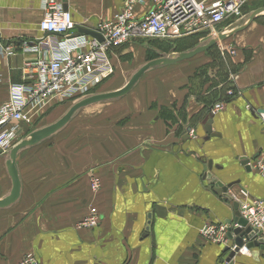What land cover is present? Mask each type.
<instances>
[{"label":"crops","instance_id":"obj_1","mask_svg":"<svg viewBox=\"0 0 264 264\" xmlns=\"http://www.w3.org/2000/svg\"><path fill=\"white\" fill-rule=\"evenodd\" d=\"M65 5L78 33L111 18L121 1L65 0ZM259 8L264 6L246 12L245 6L242 20ZM42 17L41 0H0L2 40L36 39ZM136 41L109 54L112 70ZM221 47L231 54L226 79L201 78L194 69L202 63L200 54L160 66L167 67L161 70L166 75L151 73L145 81V72L126 96L87 106L108 103L101 125H65L20 149L15 160L20 197L0 209V264H20L27 253L39 264H220L225 245L201 231L230 220L232 203L214 194L210 181L227 186L230 196L244 188L264 201V172L253 161L264 157V13ZM34 58L20 51L0 57V105L9 85L25 81L23 64ZM218 103L223 108L212 113ZM47 112L38 124L49 118ZM27 128L21 126L22 134ZM8 158L9 152L0 155V200L12 188ZM95 175L99 191L90 187ZM91 215L100 217L98 225L82 227ZM261 247L234 254L233 264H264Z\"/></svg>","mask_w":264,"mask_h":264},{"label":"built area","instance_id":"obj_2","mask_svg":"<svg viewBox=\"0 0 264 264\" xmlns=\"http://www.w3.org/2000/svg\"><path fill=\"white\" fill-rule=\"evenodd\" d=\"M119 10L109 19L100 20L93 30L101 37L74 33L77 29L65 0H41L43 17L38 24L39 37L6 43L0 34V57L8 59L18 51L34 54L24 62V82L11 84L0 105V155L7 154L21 141V126L31 125L45 110L57 103L84 96L95 84L108 78L113 70L109 54L138 39L178 40L208 32L216 36L222 26H234L242 19L248 0H120ZM233 53V52H232ZM231 95V92H228ZM223 108L215 105L212 113ZM190 135L195 132L190 130ZM249 165V164H248ZM264 172V166L260 167ZM99 185L91 181V189ZM242 197L230 196L238 203L240 217L253 232L251 241L261 238L264 230V201L252 198L240 188ZM99 217L91 215L80 225L93 228ZM219 223L204 227L202 235L225 245L228 254L248 255L251 248L243 240L240 248L229 239V228ZM235 238V236H233ZM263 239V238H262ZM20 264H39L32 253ZM220 264H233L225 257Z\"/></svg>","mask_w":264,"mask_h":264},{"label":"rangeland","instance_id":"obj_3","mask_svg":"<svg viewBox=\"0 0 264 264\" xmlns=\"http://www.w3.org/2000/svg\"><path fill=\"white\" fill-rule=\"evenodd\" d=\"M261 5H264V0H248V2L245 5L246 6L245 11L248 12L250 10V8H255V7H258ZM247 17L243 20L241 19L240 23H237L234 26H231V27L222 26V27H220L216 32L217 35L223 34L226 32H230L233 29H236L237 27H239L240 25H242L244 23V21L247 19ZM212 38H213V36H211L210 33L205 32L202 34L195 35L193 37L191 36L188 38L178 39V40H174V41H172V40H159V39H157V40H154V39H138L136 41V43L133 44V47H129V49L126 51V53H127L126 59L121 60L120 62L117 60L114 63L115 64V70H113L112 74L108 78H106L103 81L93 85L84 96L76 97L74 99L63 101V102L57 103L54 106H51L48 109V112L45 114V117L47 115H49L48 116L49 118L47 120L43 121L41 124H38L40 122V120H38V119L35 120L31 125H29V128H27V130L24 132V134H21V140L25 139L28 136V133H30L34 130H37L36 128H40V126L47 124V123H50V122H54L55 120L60 118L62 115H64L67 112V110L73 104H75L79 100H81L85 97L91 96V95L101 94V93L111 91L112 89L113 90L116 89V87H118L119 85L127 82L128 79L141 66L145 65L147 62L152 61V60L157 59V58H161V57L162 58H172L179 53L191 51V50L195 49L196 47L206 45L209 42V40ZM232 52H233V50H232ZM230 57H231V54L227 50H224L223 47H221V43H218L213 48L209 49L208 51H206L204 53H201L200 55H198V58H199L198 62H200V59H201V62L206 63V66H204L202 69L199 70L198 68L202 67L201 65H203L202 63H200L201 65L197 64L196 67H194V69H196V71H199L198 73L201 72V74H200L201 78L202 77L209 78V76L211 75V76H213V79L216 78L217 82L222 81L223 79H226V76L229 75L228 73L231 72V68H230L231 67V63H230L231 58ZM205 67H206V69H205ZM166 68L167 67H160V66L151 68L145 73L144 78L142 80L146 79L145 81H147V80L150 81V79H151L150 74L151 73H153V75H154V73L155 74H157V73L161 74L164 72V75H166L167 73H165V71H161V70H166ZM204 70H206V71H204ZM145 81H143L142 83H144ZM218 104L220 105L222 103H218ZM94 108L95 107H93V108L87 107V108H84V109L78 111L77 113H75L73 115V117L71 118V120L66 124V128H68V129L76 128L77 125L86 126L87 124L89 125V124L95 123V122H97L101 125V123H102L101 114L103 113V110H104V112H107V113L110 112V111H108L109 105L107 103V105H99L98 109H94ZM88 112H90L91 114H94L99 119L94 120V121L89 120V119L87 120L86 119L87 117L84 114H86ZM116 113H118V111H116ZM39 119H41V118H39ZM22 136H23V138H22ZM61 137L62 136H60V138ZM64 138H70V137H64ZM253 161L255 163V169L259 172L261 170L260 167L264 166V157L262 155L258 156L256 158H254ZM93 180H95V182L98 183L99 187L96 191H99L101 188V183H100L98 176L95 175ZM239 190H240V188H239ZM239 190H237L238 193H235V192L233 193L234 197L238 196V198H237L238 200L240 199V197H242L241 194H239ZM258 201H261V200H258ZM99 221H100V217H99ZM201 233H202V231H201ZM201 233H200V235H201ZM261 235H262L261 238H263L264 237V230L261 232ZM222 256H223L222 259L224 258V256L228 257V252H225V254Z\"/></svg>","mask_w":264,"mask_h":264},{"label":"water","instance_id":"obj_4","mask_svg":"<svg viewBox=\"0 0 264 264\" xmlns=\"http://www.w3.org/2000/svg\"><path fill=\"white\" fill-rule=\"evenodd\" d=\"M64 9L67 10L66 5H64ZM264 13V8H259L255 11H253L248 18L244 21V23L237 27L236 29L226 32L223 34H218L217 36L213 37L209 40V42L204 46L196 47L195 49L179 53L176 56L172 58H157L152 61L147 62L145 65L141 66L129 79V81L123 86L121 89L113 92L108 93H101V94H95L88 97H85L75 104H73L67 112L56 122L53 124H50L48 126H45L43 128H40L38 130H35L28 134V136L21 140L18 144H16L10 151H9V158L6 161V169L8 176L10 177L12 188L9 193V195L0 200V209L7 208L14 203L17 202V200L20 197V191H21V185L18 178V172L16 168V154L17 152L25 147H33L40 142L44 141L45 139L49 138L50 136L54 135L56 132H58L60 129H62L73 117L75 113L80 111L81 109L97 104L100 102H105L109 100H115L120 99L124 96H126L132 88L135 86V84L140 80V78L143 76L145 72H147L149 69L157 67V66H170L185 60H188L198 54L204 53L208 51L209 49L213 48L216 44L223 42L224 40L230 38L231 36L235 35L237 32L243 30L250 24L259 14ZM78 34H84L91 37L96 38L97 40L101 41V37L95 33L93 30H87V29H78ZM210 124L211 121L207 122V126L205 128L206 133L210 134ZM245 165L248 166V162H244ZM210 185H212V191L217 196H222L229 200L231 204L232 209V218L230 220H227L225 223L236 225L235 228H229L228 230V238L232 239L234 244L237 246V248H240L243 245V240L250 241L246 245V247H258L264 245V239L258 238L257 240L251 241L250 239L253 238V232L250 230V228L246 227V222L243 220L238 211V203L233 201L232 198L227 194L228 187L224 186L213 178L210 181ZM235 236V238H233ZM261 249H264V247H261ZM224 252H227V248L224 249ZM234 252H230L228 254V259H232L234 257Z\"/></svg>","mask_w":264,"mask_h":264},{"label":"trees","instance_id":"obj_5","mask_svg":"<svg viewBox=\"0 0 264 264\" xmlns=\"http://www.w3.org/2000/svg\"><path fill=\"white\" fill-rule=\"evenodd\" d=\"M261 6H264V5H261ZM193 37V36H192ZM188 38V37H187Z\"/></svg>","mask_w":264,"mask_h":264}]
</instances>
